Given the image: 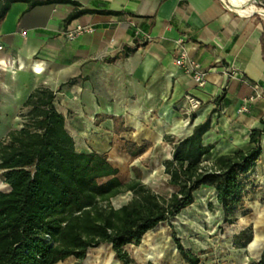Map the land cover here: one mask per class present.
<instances>
[{
    "label": "crops",
    "instance_id": "0c3cea01",
    "mask_svg": "<svg viewBox=\"0 0 264 264\" xmlns=\"http://www.w3.org/2000/svg\"><path fill=\"white\" fill-rule=\"evenodd\" d=\"M59 1L30 10L27 2L10 5L0 26V59L17 69L12 74L0 66V112L21 111L36 87H49L77 152L107 155L123 182L134 177V166L145 174L155 150L167 151L163 161L171 157L164 136L183 138L207 116L203 142L215 145L212 160L253 147L250 133L264 119L258 20L236 14L223 0ZM76 25L95 31L67 40L65 31ZM126 47L133 51L124 53ZM182 52L206 72L203 85L175 64ZM257 93L249 111L239 112ZM189 95L200 101L195 110ZM112 117L129 130L116 133ZM10 130L0 116V140ZM128 142L151 147L132 156Z\"/></svg>",
    "mask_w": 264,
    "mask_h": 264
},
{
    "label": "trees",
    "instance_id": "16d2710c",
    "mask_svg": "<svg viewBox=\"0 0 264 264\" xmlns=\"http://www.w3.org/2000/svg\"><path fill=\"white\" fill-rule=\"evenodd\" d=\"M27 2L28 9L59 0H0V26L10 5ZM264 1V0H261ZM81 12L69 15L68 20ZM264 61V33L261 37ZM133 51L124 48V53ZM56 92L45 85L36 87L22 104V125L0 140V170L8 191L0 190V264H58L73 257L83 264L90 248L111 245L117 258L129 264L125 246L139 245L142 237L157 225L170 220L195 202L202 186L214 188L224 212V222L233 223L264 150L263 128L250 133L248 150L222 154L205 163L215 147L205 145L210 116L192 132L177 138L164 136L171 157L163 161L168 184L176 187L170 195L155 192L143 182V173L134 166V177L123 182L119 170L105 154L79 153L65 127V116L55 106ZM115 132L129 129L124 120L112 117ZM151 144L128 142L132 156L145 153ZM131 192V199L119 208L112 199ZM177 249L186 264H199L200 255L187 250L173 233ZM253 231L246 228L233 237V246L246 247ZM264 264V249L258 260Z\"/></svg>",
    "mask_w": 264,
    "mask_h": 264
},
{
    "label": "rangeland",
    "instance_id": "374dc122",
    "mask_svg": "<svg viewBox=\"0 0 264 264\" xmlns=\"http://www.w3.org/2000/svg\"><path fill=\"white\" fill-rule=\"evenodd\" d=\"M251 1L257 8L264 9V1L256 0L258 3H255V0ZM230 9L233 10L231 7ZM250 18L258 20L264 30L263 19ZM1 103L4 102L1 100ZM0 116L11 129L21 127L20 108L14 112H0ZM165 155L167 151L157 149L153 155H149L155 161L150 162V157H147L148 160L145 162L148 163V167L145 174L143 173V182L157 193L170 195L177 188H170L168 184L162 166ZM211 160V155L204 159L205 163ZM2 174L3 171L0 170V180L4 182ZM149 176L156 179L157 183L148 181ZM251 180L252 184L245 197L243 209L237 211V219L233 223L224 222V212L217 202L215 189L202 186L195 193V202L184 210V216H175L170 222L160 223L142 237L139 245L130 244L124 247L129 256V264H186L177 249L173 233L187 250L200 255L199 264H249L258 260L264 249V150L261 160L251 174ZM9 189L7 185L2 191ZM131 196V192L123 193L112 199V205L119 208L127 203ZM246 228L252 229L253 239L256 237L258 243L251 244V241L246 247H234L232 243L234 235ZM77 262L79 260L70 257L58 264ZM83 264L123 263L117 258L111 245H104L90 248Z\"/></svg>",
    "mask_w": 264,
    "mask_h": 264
},
{
    "label": "built area",
    "instance_id": "2783aa9c",
    "mask_svg": "<svg viewBox=\"0 0 264 264\" xmlns=\"http://www.w3.org/2000/svg\"><path fill=\"white\" fill-rule=\"evenodd\" d=\"M95 31V28L91 25H76L73 29L65 31V37L69 41H74L84 34H90ZM2 45L0 44V50ZM175 64L180 67L185 73L192 74L195 80V83L198 86L204 84L206 72L201 68L200 64L195 60L191 59L186 52H182L175 59ZM259 96V93L252 95L249 98L244 99L243 104L239 108V112H248L249 104L255 101ZM188 102L193 110L197 109L200 106V101L193 97L187 96Z\"/></svg>",
    "mask_w": 264,
    "mask_h": 264
},
{
    "label": "bare ground",
    "instance_id": "6f19581e",
    "mask_svg": "<svg viewBox=\"0 0 264 264\" xmlns=\"http://www.w3.org/2000/svg\"><path fill=\"white\" fill-rule=\"evenodd\" d=\"M227 5H229L235 12H237L238 14L240 15H244V16H247L249 14H255L256 12H261L262 14V18L264 20V9L263 8H257L253 2L251 0H223ZM0 66L3 70L7 71V72H10L12 74H15L16 73V67L15 65L12 63V62H8L4 59H0ZM36 69L38 70V72H40L42 69H41V66L39 64L36 65ZM148 181H152V182H155L157 183L156 179H154L152 176H149L147 178ZM7 185L2 181L0 180V190H2L4 187H6ZM171 188V186H170ZM188 209V208H186ZM184 209V210H186ZM184 210L179 213L177 216H184L185 212ZM257 244L258 243V239L255 237L251 244Z\"/></svg>",
    "mask_w": 264,
    "mask_h": 264
},
{
    "label": "water",
    "instance_id": "95a60500",
    "mask_svg": "<svg viewBox=\"0 0 264 264\" xmlns=\"http://www.w3.org/2000/svg\"><path fill=\"white\" fill-rule=\"evenodd\" d=\"M255 3H258L256 0L254 1ZM244 16V15H243ZM248 17H259V18H262V14L261 12H256L255 14H249L247 15Z\"/></svg>",
    "mask_w": 264,
    "mask_h": 264
}]
</instances>
